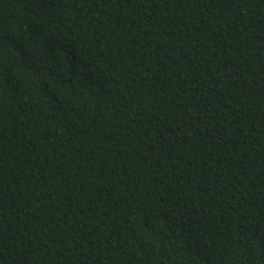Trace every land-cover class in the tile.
I'll return each instance as SVG.
<instances>
[{
	"label": "trees",
	"instance_id": "16d2710c",
	"mask_svg": "<svg viewBox=\"0 0 264 264\" xmlns=\"http://www.w3.org/2000/svg\"><path fill=\"white\" fill-rule=\"evenodd\" d=\"M0 264H264V0H0Z\"/></svg>",
	"mask_w": 264,
	"mask_h": 264
}]
</instances>
